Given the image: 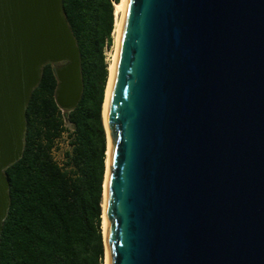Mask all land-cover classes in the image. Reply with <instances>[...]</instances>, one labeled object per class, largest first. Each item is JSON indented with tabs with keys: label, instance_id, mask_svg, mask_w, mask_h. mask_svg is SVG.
<instances>
[{
	"label": "water",
	"instance_id": "1",
	"mask_svg": "<svg viewBox=\"0 0 264 264\" xmlns=\"http://www.w3.org/2000/svg\"><path fill=\"white\" fill-rule=\"evenodd\" d=\"M47 63L73 109L62 0H0V235ZM102 120L107 264H264V0H126Z\"/></svg>",
	"mask_w": 264,
	"mask_h": 264
},
{
	"label": "trees",
	"instance_id": "2",
	"mask_svg": "<svg viewBox=\"0 0 264 264\" xmlns=\"http://www.w3.org/2000/svg\"><path fill=\"white\" fill-rule=\"evenodd\" d=\"M118 1L62 0L80 52L83 90L73 109L59 108L55 65L42 67L25 110L22 155L4 170L10 204L0 235V264H104V52L113 45V3ZM63 136L68 149L59 163L53 149Z\"/></svg>",
	"mask_w": 264,
	"mask_h": 264
},
{
	"label": "bare ground",
	"instance_id": "3",
	"mask_svg": "<svg viewBox=\"0 0 264 264\" xmlns=\"http://www.w3.org/2000/svg\"><path fill=\"white\" fill-rule=\"evenodd\" d=\"M125 3H126V0H119L118 2H114L113 3L114 4V25H113V30H112L113 52H112L111 58H110V60L108 62V65H107L108 75H107V82H106L105 91H104V98H103V103H102L101 115L103 113V106H104V99H105L107 83H108V80H109V77H110V73H111V70H112L113 61H114V57H115V51H116V45H117V41H118V36H119V32H120L121 23H122V20H123ZM105 132H106V130H105ZM106 139H107V134H106ZM106 166H107V148H106V158H105L104 181H105V176H106ZM103 196H104V190H103V195H102L101 207H103ZM101 230H102V236H103V233H104L103 209H102V213H101ZM104 250H105V248H104ZM104 254H105L104 264H107L106 251H105Z\"/></svg>",
	"mask_w": 264,
	"mask_h": 264
},
{
	"label": "rangeland",
	"instance_id": "4",
	"mask_svg": "<svg viewBox=\"0 0 264 264\" xmlns=\"http://www.w3.org/2000/svg\"><path fill=\"white\" fill-rule=\"evenodd\" d=\"M112 52H113V45L109 49L105 50L104 54H105V59H106L107 62H109V60L111 58V55H112ZM66 141H67V138L65 136H63L61 139H59L57 141L56 146L53 149V157L59 163L63 159L64 151L68 149Z\"/></svg>",
	"mask_w": 264,
	"mask_h": 264
},
{
	"label": "built area",
	"instance_id": "5",
	"mask_svg": "<svg viewBox=\"0 0 264 264\" xmlns=\"http://www.w3.org/2000/svg\"><path fill=\"white\" fill-rule=\"evenodd\" d=\"M106 50V49H105Z\"/></svg>",
	"mask_w": 264,
	"mask_h": 264
}]
</instances>
